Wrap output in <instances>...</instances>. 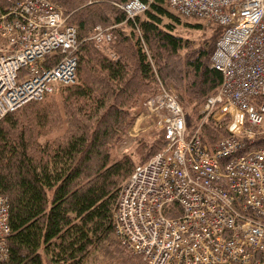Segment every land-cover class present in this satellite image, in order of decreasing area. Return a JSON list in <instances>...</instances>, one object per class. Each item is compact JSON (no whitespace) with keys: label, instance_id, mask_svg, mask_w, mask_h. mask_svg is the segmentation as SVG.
<instances>
[{"label":"built area","instance_id":"built-area-1","mask_svg":"<svg viewBox=\"0 0 264 264\" xmlns=\"http://www.w3.org/2000/svg\"><path fill=\"white\" fill-rule=\"evenodd\" d=\"M153 0L121 4L128 18ZM186 18L219 25L211 56L219 88L190 126L176 93L159 79L146 101L163 148L136 165L113 211L114 233L147 264H264V0H164ZM55 0H0V120L77 79L81 42ZM97 46L116 38L97 25ZM212 122L227 135L205 139ZM10 199L0 191V264L9 258Z\"/></svg>","mask_w":264,"mask_h":264},{"label":"trees","instance_id":"trees-1","mask_svg":"<svg viewBox=\"0 0 264 264\" xmlns=\"http://www.w3.org/2000/svg\"><path fill=\"white\" fill-rule=\"evenodd\" d=\"M55 1L64 7L67 23L77 28L82 41L79 80L61 87L70 100L64 110L70 129L64 138H48L44 129L60 119L57 111L51 120L53 106L42 102L50 95L29 101L0 120V191L10 199L11 227L10 254L3 264H85L98 251L113 257L117 249L109 243L122 183L164 145L162 132L161 139L138 152L142 162L130 155L111 159L116 139L131 122L135 93L144 91L143 85L151 87L150 95L157 93L156 68L161 81L176 85L181 104L196 103L197 109L222 82L221 71L211 67L223 32L219 25L217 37L182 55L179 51L188 42L172 31L179 14L164 0H153L136 20L114 4L129 0ZM99 24L117 33L108 44L114 58L90 38ZM203 130L212 145L227 135L212 122ZM254 145L264 147V135L258 134ZM122 261L138 264L135 257Z\"/></svg>","mask_w":264,"mask_h":264},{"label":"rangeland","instance_id":"rangeland-1","mask_svg":"<svg viewBox=\"0 0 264 264\" xmlns=\"http://www.w3.org/2000/svg\"><path fill=\"white\" fill-rule=\"evenodd\" d=\"M114 4L121 8L122 3L114 2ZM170 10L176 15H178V13L174 9L170 8ZM143 16L144 15H142V17ZM178 16L180 18V22L174 21L172 31L173 33L181 36L188 42V45H186V47H183L179 51V54L185 55L187 52L194 50L195 48L203 45L204 43L211 41L212 37H217L216 33H218V29H216V25H208L195 18H186L180 15ZM164 21L170 22L168 18H165ZM115 35L117 36V33H115ZM110 46L111 45L97 46V48L103 50V52L109 54L111 57L114 58L116 57V54L112 49H110ZM154 66L155 65L153 64V67ZM154 72L155 82H158L159 84V79H161V77L157 73L156 68ZM78 80L79 77L77 76V79L74 83H76ZM163 82L168 87H170L179 98L178 89L176 85L171 81L165 82L163 80ZM62 86H60V88ZM99 87L100 86H97L96 88ZM60 88L56 93L48 96L45 100L42 101H49L53 106V108L51 109V112L53 114L52 116H50L51 120H54V118L57 117V111L60 114V119L57 122H53V124L47 125L44 129V131L49 132L47 134L48 138L52 139H56L57 137L64 138L68 134L70 129L69 122L67 120L68 117L64 113L66 105H68L70 100L65 97L62 91V89L64 88ZM142 89L144 91H137L135 93L136 95H138V100L136 104L129 109L131 122L126 128V130L116 139L114 147L111 150L112 160L120 159L124 155H130L135 159L136 163L142 162L144 158L143 156H140L138 152L142 149L144 145H146L147 148H150L153 142H155L157 139H161L162 137L163 130L160 127L157 116L150 109H148L146 105L147 99L152 96L148 92L151 87L143 85ZM94 95H96L95 92ZM182 104L188 113L189 123L194 122L201 116V108L203 106L202 103L200 104V106H197V109H195L196 103H188L186 100H184ZM262 135H264V133ZM206 138L211 141L207 135ZM126 180L123 181L122 185L126 182ZM109 244L113 245V247L117 249V253L113 257L109 258V256L106 255L105 257H103L101 251H98L96 253H92L89 256L88 261L85 262V264H124V262L122 261V258L124 257H135L138 261V264H147L142 257L125 249L118 242L114 232L112 233L111 243ZM105 251L106 253L108 252L106 248Z\"/></svg>","mask_w":264,"mask_h":264}]
</instances>
